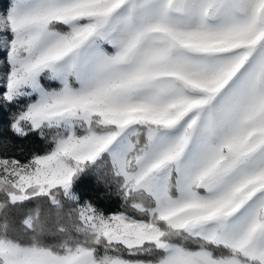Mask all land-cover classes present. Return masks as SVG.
<instances>
[{"label": "snow or ice", "instance_id": "1", "mask_svg": "<svg viewBox=\"0 0 264 264\" xmlns=\"http://www.w3.org/2000/svg\"><path fill=\"white\" fill-rule=\"evenodd\" d=\"M0 264H264V0H0Z\"/></svg>", "mask_w": 264, "mask_h": 264}, {"label": "trees", "instance_id": "2", "mask_svg": "<svg viewBox=\"0 0 264 264\" xmlns=\"http://www.w3.org/2000/svg\"><path fill=\"white\" fill-rule=\"evenodd\" d=\"M113 208H114V209L116 208V205H115V204L113 205Z\"/></svg>", "mask_w": 264, "mask_h": 264}]
</instances>
